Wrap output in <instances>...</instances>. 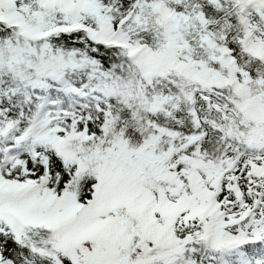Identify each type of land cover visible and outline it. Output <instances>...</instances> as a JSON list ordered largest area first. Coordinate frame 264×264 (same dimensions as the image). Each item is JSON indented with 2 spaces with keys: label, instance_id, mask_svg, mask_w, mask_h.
<instances>
[{
  "label": "snow or ice",
  "instance_id": "snow-or-ice-1",
  "mask_svg": "<svg viewBox=\"0 0 264 264\" xmlns=\"http://www.w3.org/2000/svg\"><path fill=\"white\" fill-rule=\"evenodd\" d=\"M0 264H264V0H0Z\"/></svg>",
  "mask_w": 264,
  "mask_h": 264
}]
</instances>
